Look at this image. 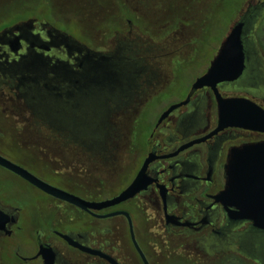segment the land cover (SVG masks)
<instances>
[{"label":"flooded vegetation","instance_id":"flooded-vegetation-1","mask_svg":"<svg viewBox=\"0 0 264 264\" xmlns=\"http://www.w3.org/2000/svg\"><path fill=\"white\" fill-rule=\"evenodd\" d=\"M124 19L130 37L135 22ZM238 21L243 23L244 68L235 80L217 83V89L225 99H245L244 109L254 103L264 110V0L239 1L232 25ZM76 33L79 37L43 16L0 26V104L12 112L30 113L38 126L60 134L70 130L73 138L67 141L85 147L93 160H106L105 154L117 149L108 115L133 114L140 108L146 114L150 99L170 80L165 76L160 80V67L138 58L128 38L97 48ZM221 43L182 97L163 106L150 127L145 117L139 122L132 133V140L141 144V152L133 158L139 160L118 191L86 195L59 178L49 182L6 157L89 201L117 196L150 153L154 159L146 168L150 182L145 188L124 201L90 210L50 195L7 169L41 196L0 193V210L7 216L0 228V264H145L140 250L147 264H264V228L229 216L216 199L226 185L225 164L232 149L264 141V131L241 126L215 131L219 112L213 90L209 86L191 89ZM174 48L161 55H171ZM116 80H121L119 89H96ZM183 100L186 103L156 125L163 111ZM97 113L106 115L101 131L95 124ZM69 116L77 122L66 123ZM86 129L89 135L82 134ZM114 212L120 213L103 216ZM110 218L116 221L100 222Z\"/></svg>","mask_w":264,"mask_h":264},{"label":"rangeland","instance_id":"rangeland-1","mask_svg":"<svg viewBox=\"0 0 264 264\" xmlns=\"http://www.w3.org/2000/svg\"><path fill=\"white\" fill-rule=\"evenodd\" d=\"M239 1L0 0V26L29 16H43L72 35L78 36V32L97 48H109L128 38L130 46L137 50V57L147 59L146 63L152 66L158 65L160 80L165 77L170 80L162 92L150 99L151 110L144 109L146 114H141L140 108L133 114L110 115L111 138L117 149L111 150L112 155L105 154L106 160H93L85 147L67 141L66 133L38 126L32 122L30 113L12 112L3 103L0 104V154L41 174L49 182H58L56 178H59L62 184L73 185L86 195L105 196L118 191L133 175L139 160H133L141 152L140 142L132 140L137 125L145 117L150 127L163 106L184 95L188 83L208 64L232 25ZM125 17L135 22L130 37L126 35ZM173 47L171 55H161ZM116 81L98 84L96 89L102 92L119 89L121 80ZM69 117L70 120L65 118L66 123L77 122L73 116ZM99 118L95 116V124ZM86 119L88 122V115ZM0 193L10 197L41 196L2 167ZM108 221L116 218L100 222Z\"/></svg>","mask_w":264,"mask_h":264},{"label":"water","instance_id":"water-1","mask_svg":"<svg viewBox=\"0 0 264 264\" xmlns=\"http://www.w3.org/2000/svg\"><path fill=\"white\" fill-rule=\"evenodd\" d=\"M243 23H234L223 39L216 55L210 62L205 73L195 79L191 89L209 86L213 90L218 102V126L215 131L225 126H241L259 131H264V110L251 103L250 109H244L245 99L223 98L217 89V83L221 81H233L244 68V52L242 44ZM187 100L170 105L159 116L158 125L176 107L186 103ZM154 159L150 153L144 160L140 170L117 196L102 201H89L78 195L69 193L59 187L53 186L40 179L28 169L15 163L0 154V165L20 177L24 178L44 192L72 203L84 210L100 209L114 205L133 197L150 182L146 173L149 162ZM226 185L224 190L216 196L221 201L229 216L253 221L256 226L264 228V141L244 144L233 148L225 164ZM235 207V209H231ZM114 212L105 216L117 214ZM129 218V215L124 212ZM7 221L6 214L0 210V228ZM144 258L143 253L140 250Z\"/></svg>","mask_w":264,"mask_h":264},{"label":"trees","instance_id":"trees-1","mask_svg":"<svg viewBox=\"0 0 264 264\" xmlns=\"http://www.w3.org/2000/svg\"><path fill=\"white\" fill-rule=\"evenodd\" d=\"M98 113H99V112H98ZM98 113H97V115L100 117L99 119H101V120H98V123L96 124V126H97V128H98V131H101V128L103 129V126H105L106 123H107V122L105 121V118H106V117H104V116H106V115L101 116V115L98 114ZM97 115H96V116H97ZM108 116L110 117V115H108ZM108 116H107V119H108ZM101 117H102L104 120H102ZM84 121H85V122L87 121L86 117H85V120H84ZM104 129H105V128H104ZM69 131H70V130H68V129H66V130L64 131V133H66L67 136H68L67 139H69V138H70V139L73 138V137H72V136H73L72 133H70ZM89 132H90V131L87 130V129H86V130H82V134L89 135ZM80 138L84 139V138H88V137H87V136L85 137L84 135H82Z\"/></svg>","mask_w":264,"mask_h":264}]
</instances>
